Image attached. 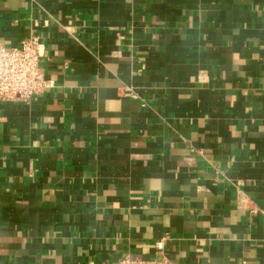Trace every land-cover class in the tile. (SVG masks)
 Segmentation results:
<instances>
[{"label":"crops","instance_id":"1","mask_svg":"<svg viewBox=\"0 0 264 264\" xmlns=\"http://www.w3.org/2000/svg\"><path fill=\"white\" fill-rule=\"evenodd\" d=\"M33 34L0 264H264V0H0V43Z\"/></svg>","mask_w":264,"mask_h":264},{"label":"built area","instance_id":"2","mask_svg":"<svg viewBox=\"0 0 264 264\" xmlns=\"http://www.w3.org/2000/svg\"><path fill=\"white\" fill-rule=\"evenodd\" d=\"M45 45L38 35L24 38L16 46L0 43V101H27L31 96L53 87L40 68ZM241 202V200H240ZM242 203V202H241ZM162 241L156 243L162 249ZM115 264H173L167 259L119 258Z\"/></svg>","mask_w":264,"mask_h":264}]
</instances>
